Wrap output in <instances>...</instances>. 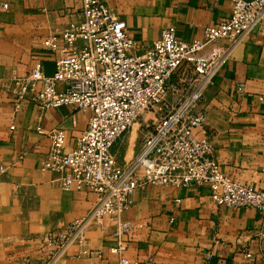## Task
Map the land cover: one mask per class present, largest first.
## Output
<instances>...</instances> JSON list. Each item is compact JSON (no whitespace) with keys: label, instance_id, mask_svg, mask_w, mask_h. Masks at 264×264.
<instances>
[{"label":"crops","instance_id":"obj_1","mask_svg":"<svg viewBox=\"0 0 264 264\" xmlns=\"http://www.w3.org/2000/svg\"><path fill=\"white\" fill-rule=\"evenodd\" d=\"M103 1L142 47L166 26H174L176 36L185 41L201 37L204 26L227 17L230 10V0ZM80 20L81 0H0V264H38L26 260L35 253L38 236L82 217L95 202V193L65 190L58 173L40 168L50 145L46 131L62 127L71 147L86 127L89 113L70 105L41 109L30 98L17 110L13 107V77L26 74L37 60L51 74L59 52L45 48L42 41ZM239 83L242 92L237 90ZM259 94H264V23L233 49L204 89L205 125L194 130L196 135L210 136L223 172L254 188L264 187V101L258 100ZM144 133L136 121L115 143L118 164L126 165L135 157ZM132 200L122 213V218L135 223L126 237L125 255L130 261L264 264L261 213L214 204L207 185L148 184L136 189ZM103 223L105 229L89 224L85 246L72 244L57 264H117L109 252L114 222L106 217ZM239 235L243 249L236 244Z\"/></svg>","mask_w":264,"mask_h":264},{"label":"built area","instance_id":"obj_2","mask_svg":"<svg viewBox=\"0 0 264 264\" xmlns=\"http://www.w3.org/2000/svg\"><path fill=\"white\" fill-rule=\"evenodd\" d=\"M262 23L264 0H230L228 16L204 26L201 37L185 41L174 26H166L142 47L105 1L81 0V20L42 41L59 52L54 71L46 74L37 60L26 74L13 77V107L17 110L30 98L41 109L70 105L89 113L71 147L62 127L46 131L50 145L40 168L58 173L63 189L93 192L96 198L82 217L39 235L35 253L26 260L57 264L72 244L85 246L89 224L105 229L108 217L114 222L109 252L117 264H142L125 255L126 237L135 223L122 213L131 206L133 192L148 184L207 185L214 204L254 208L264 224V187H251L223 172L210 136L194 132L205 125L204 89L233 49ZM237 90L244 91L243 84ZM257 98L264 101V94ZM136 121L145 130L140 150L120 165L114 145ZM236 244L245 247L242 235ZM205 254L211 256L212 250ZM244 254L251 257L249 250Z\"/></svg>","mask_w":264,"mask_h":264},{"label":"rangeland","instance_id":"obj_3","mask_svg":"<svg viewBox=\"0 0 264 264\" xmlns=\"http://www.w3.org/2000/svg\"><path fill=\"white\" fill-rule=\"evenodd\" d=\"M150 116V114L149 113H147V114H145V117L147 118V117H149Z\"/></svg>","mask_w":264,"mask_h":264}]
</instances>
